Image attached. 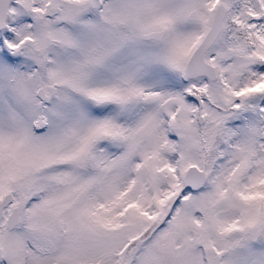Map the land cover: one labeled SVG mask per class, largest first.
Masks as SVG:
<instances>
[{
  "label": "snow or ice",
  "instance_id": "6c2138e0",
  "mask_svg": "<svg viewBox=\"0 0 264 264\" xmlns=\"http://www.w3.org/2000/svg\"><path fill=\"white\" fill-rule=\"evenodd\" d=\"M0 264H264V0H0Z\"/></svg>",
  "mask_w": 264,
  "mask_h": 264
}]
</instances>
